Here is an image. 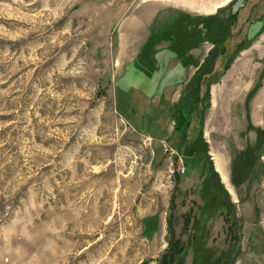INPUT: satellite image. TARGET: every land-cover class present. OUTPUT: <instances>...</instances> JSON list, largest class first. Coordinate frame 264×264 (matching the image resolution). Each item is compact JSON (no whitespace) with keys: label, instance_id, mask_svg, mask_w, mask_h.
Masks as SVG:
<instances>
[{"label":"rangeland","instance_id":"rangeland-1","mask_svg":"<svg viewBox=\"0 0 264 264\" xmlns=\"http://www.w3.org/2000/svg\"><path fill=\"white\" fill-rule=\"evenodd\" d=\"M171 239L264 264V0H0V264Z\"/></svg>","mask_w":264,"mask_h":264},{"label":"trees","instance_id":"trees-1","mask_svg":"<svg viewBox=\"0 0 264 264\" xmlns=\"http://www.w3.org/2000/svg\"><path fill=\"white\" fill-rule=\"evenodd\" d=\"M178 123V122H177ZM176 126H177V124H176ZM191 146V145H190ZM189 146V151L191 150V147ZM180 147L181 146H179V150H180ZM177 175H180V174H177ZM169 249L167 250V252H166V256H167V258H166V260L168 261V264H180L179 263V259H176V256H175V253H176V251H178L180 248L182 249V251H183V249H184V247H183V243H179V240H173V239H171L170 241H169ZM179 245V247H177ZM178 249V250H177ZM161 264H163V263H161ZM217 264H219V262H217Z\"/></svg>","mask_w":264,"mask_h":264},{"label":"built area","instance_id":"built-area-1","mask_svg":"<svg viewBox=\"0 0 264 264\" xmlns=\"http://www.w3.org/2000/svg\"><path fill=\"white\" fill-rule=\"evenodd\" d=\"M163 150L169 155H172L175 152L168 144L165 143H163ZM176 171L178 174H184L185 167L182 164H179L178 166H176Z\"/></svg>","mask_w":264,"mask_h":264},{"label":"crops","instance_id":"crops-1","mask_svg":"<svg viewBox=\"0 0 264 264\" xmlns=\"http://www.w3.org/2000/svg\"><path fill=\"white\" fill-rule=\"evenodd\" d=\"M189 80V79H188ZM132 104V107H133V103H131ZM173 128L174 127H172L171 129L173 130ZM175 129V128H174ZM173 132V131H172ZM222 162H223V160L220 158V157H218ZM223 166H224V164H223ZM225 166L223 167V169H222V172H224L225 170ZM221 175V177H223V180H225V182L226 183H228V179H227V175L226 174H220Z\"/></svg>","mask_w":264,"mask_h":264}]
</instances>
